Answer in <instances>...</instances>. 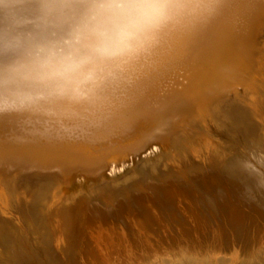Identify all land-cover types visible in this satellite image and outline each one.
<instances>
[{
    "label": "bare ground",
    "instance_id": "bare-ground-1",
    "mask_svg": "<svg viewBox=\"0 0 264 264\" xmlns=\"http://www.w3.org/2000/svg\"><path fill=\"white\" fill-rule=\"evenodd\" d=\"M13 6L23 22L0 20V69L40 45H62L86 7ZM191 7L146 51L108 66L87 98L0 89V181L51 182L31 208L43 222L0 227V264H264V136L245 152L211 154L203 166L135 182L114 198L83 193L101 187L93 183L101 173L116 185L130 165L181 149L187 137L194 148L224 98L260 91L264 0ZM76 188L78 199L67 201Z\"/></svg>",
    "mask_w": 264,
    "mask_h": 264
},
{
    "label": "clouds",
    "instance_id": "clouds-1",
    "mask_svg": "<svg viewBox=\"0 0 264 264\" xmlns=\"http://www.w3.org/2000/svg\"><path fill=\"white\" fill-rule=\"evenodd\" d=\"M14 0H0V20L20 24ZM200 0H84L68 39L40 45L19 63L0 69V89L87 98L108 66L131 60L157 41L161 30Z\"/></svg>",
    "mask_w": 264,
    "mask_h": 264
},
{
    "label": "rangeland",
    "instance_id": "rangeland-1",
    "mask_svg": "<svg viewBox=\"0 0 264 264\" xmlns=\"http://www.w3.org/2000/svg\"><path fill=\"white\" fill-rule=\"evenodd\" d=\"M259 38L262 51L260 59L263 63V68L261 69V78L263 80H260L262 85L260 91L252 90L247 92L238 101L234 102L224 103L227 101L224 98L223 105L217 111H213L215 115L212 120L210 119L211 121L209 120L211 123L208 121V127L205 125L206 129L203 127L202 129L204 130H200L201 138H199L194 148L191 147L190 149L191 142L187 137L183 141L181 149L175 148L169 154L161 155L163 158L161 156L150 157L146 159H154L152 163H150V160L143 159L130 165L124 174L119 176L121 180L126 175L124 179L118 181L116 185H109L110 176L101 173L100 177L93 181V183L95 182L101 187L84 190L83 193L85 192L88 198L91 199L104 200L114 198L117 193L124 188L132 187L135 182L142 184V182L152 177H164L171 170L188 171L190 166H203L211 158V154L222 153L228 156L229 154L236 155L245 152V149L249 148L253 141L264 136V30ZM237 88L241 90L242 86H237ZM229 97L230 95L226 98L228 99ZM190 150L193 152L190 153ZM160 158L162 160L159 161ZM153 162H157V164ZM149 167L155 168V171L152 172ZM30 181L29 178L22 176L19 177L18 181H13L14 184H12L11 180H9V183H5L3 180L0 181V227H5L6 229L21 227L26 230H33L38 223L43 222L42 215L35 210H38L37 207L44 203L45 195H37L36 193H45L49 189L51 182L48 178H44L38 180L31 187ZM106 184L108 186H104ZM78 190L79 188H76L70 192L66 200L72 202L79 197ZM54 198L57 199L58 196L54 195ZM33 206L35 210L31 209ZM17 211L23 215L22 218H17L14 215V212Z\"/></svg>",
    "mask_w": 264,
    "mask_h": 264
}]
</instances>
